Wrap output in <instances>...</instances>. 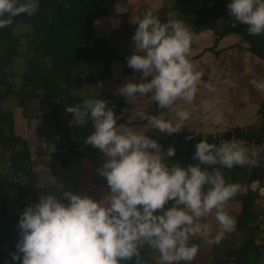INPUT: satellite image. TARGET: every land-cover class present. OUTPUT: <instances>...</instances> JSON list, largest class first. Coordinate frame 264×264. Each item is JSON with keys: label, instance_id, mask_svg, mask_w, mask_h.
Instances as JSON below:
<instances>
[{"label": "clouds", "instance_id": "clouds-1", "mask_svg": "<svg viewBox=\"0 0 264 264\" xmlns=\"http://www.w3.org/2000/svg\"><path fill=\"white\" fill-rule=\"evenodd\" d=\"M40 5L41 0H0V29L15 17L36 14ZM225 7L248 35H264V0H228ZM132 22L134 53L126 65L141 74V82L125 83L118 95L126 103L146 99L155 104L158 115L149 116L151 126L166 136L179 133L197 107L202 78L189 59L192 33L182 20L161 22L151 11ZM249 83L264 93V79ZM215 104L214 98L204 99L198 107L205 120L218 124L222 116ZM66 110L84 123L79 109ZM83 110L93 129L84 144L105 157L96 172L108 193L95 200L71 191L58 196L53 190L27 205L17 224L16 252L10 253L14 264H146L141 258L146 248L156 254L155 264H192L200 247L220 245L235 230L226 205L246 190L227 182L221 169L252 166L260 147L236 139L218 144L201 139L191 156L195 163L182 165L171 159L173 146L164 149L130 128L120 131L123 125L118 127L106 100H86ZM210 216L214 224L207 222ZM194 237L199 243L191 242Z\"/></svg>", "mask_w": 264, "mask_h": 264}, {"label": "trees", "instance_id": "trees-1", "mask_svg": "<svg viewBox=\"0 0 264 264\" xmlns=\"http://www.w3.org/2000/svg\"><path fill=\"white\" fill-rule=\"evenodd\" d=\"M227 2L228 0H222L220 3L218 0L209 3L183 0L178 1L174 9L181 13L179 20L185 23L192 35L210 31L215 36V43H218L225 36L247 33L245 25L234 23L227 15ZM120 3L121 0H47L44 4L41 3L36 14L15 17L11 26L0 29V264H14L10 253L16 252L20 214L27 205L37 203L41 195L49 193L39 186V172L33 161L32 148L37 142L20 132L22 121L20 122L19 118L26 121L24 126L47 120L56 124L59 141L55 145L48 144L49 140L42 144L47 145L45 154L62 168H67L72 159L83 157L86 150L95 149L84 144L86 137L93 131L91 120L87 116L84 117L82 126L70 131L72 136L68 138L66 146L65 136L60 128L57 104L61 102L65 107L84 104L86 100L73 95L71 91L76 76H84L86 79L92 77L97 83H101L112 77L114 65L123 63L125 56L112 45L111 37H99L95 30V23L105 16L114 15ZM196 7H199L197 11ZM159 19L161 22L168 21L163 16ZM21 25L29 26L30 29L17 35L15 28ZM124 36L129 37V33ZM251 40V43L256 45V38ZM22 49L25 52H22ZM208 51L217 55L214 49ZM251 51L263 57L260 50ZM203 53L208 52L204 50ZM20 58L24 60L25 67L17 85L13 80L16 73L12 72V68ZM12 98L17 100V111L4 110L3 104ZM104 100L113 109L118 127L138 126L122 118L126 113L127 103L118 92ZM42 103L49 106L48 113H40L36 108L31 109L32 104ZM154 106V113L145 117L143 126L150 123L149 116L158 115L156 105ZM245 126L248 125L225 131L223 136L226 141H250L260 147L261 152L256 159L260 165L221 169L227 182L238 183L246 191L229 201L231 204L241 205L239 212H228L235 218V230L230 233L231 239L224 244L225 250L221 252L219 248L223 242L214 245L215 251L220 254L209 264H248L251 255L255 254L260 258L264 249V237L260 236L257 228L251 226V223L264 213V205L259 204L257 194L250 188L251 184L258 181L264 185V130L255 137L254 134L244 133ZM154 132V139L164 149L169 146L175 148L176 155L171 159L179 160L182 165L195 163L191 156L197 142L206 139L209 143L218 144L220 136L188 134L185 131L166 136L156 129ZM178 136L193 138L185 144L180 141L173 142L172 138ZM258 236L261 237V242L257 241ZM141 258L146 264H155L147 248L141 252ZM15 264L20 262L16 261Z\"/></svg>", "mask_w": 264, "mask_h": 264}, {"label": "rangeland", "instance_id": "rangeland-1", "mask_svg": "<svg viewBox=\"0 0 264 264\" xmlns=\"http://www.w3.org/2000/svg\"><path fill=\"white\" fill-rule=\"evenodd\" d=\"M178 1L183 0H121V3L116 7L115 14L105 16L96 22L95 30L99 37H111L112 45L117 47L125 56L123 63L114 65L113 76L109 80L101 83H97L96 79L92 77L86 79L84 76H76L71 86L72 94L85 100L107 99L109 96H112V94L118 92V89L127 81H134L136 78L140 79L141 74L139 72H134L126 65V57L134 53V42L131 37L134 34L136 25L132 20L135 19L138 21L148 11H151L158 18L163 16L168 20H179L181 13L174 9ZM200 5L201 4H199V7ZM199 7H196L195 11H197ZM29 29V26L26 25L17 26L15 28V33L20 35L22 32H27ZM125 33H129V37H125ZM23 51L22 49V52ZM24 67L25 62L20 58L12 68V72L16 73L13 80L17 85L20 83V75L23 73ZM35 108L40 113H48L50 111L49 106L45 103H42V105L32 104L31 109L33 110ZM3 109L17 111V100L13 98L9 99L3 104ZM154 111V104H150L146 99L137 100L135 104L127 103V115H130L134 123L138 124V126H133L130 129L139 134H146L154 139V136L156 137V133L152 130L154 128L150 123L143 126L144 124L142 122L145 117L150 113H154ZM132 116H135V118ZM122 118H124V116ZM19 121H22L20 132L23 135H27L30 140L37 142L33 145L32 151L34 154L33 161L39 172V186L41 188L49 192L54 190L57 192L58 196H60L62 191H71L73 194L89 196L95 200H100L103 195H105L107 191L106 181L95 170L96 162H98L101 156H103V161L99 163H104L105 157L101 152L97 149L86 150L83 157L72 159L70 162V165L72 164L71 166L69 165L67 168H62L59 163H53L51 158L45 154V146L47 145L42 144V142L45 143V141L49 140L48 144L55 145V143L59 141L60 137L56 124L47 120L42 122L37 121L32 123L31 126L30 124L24 126L26 121L22 118H19ZM119 130L123 131V127H119ZM71 136L70 132L65 136V139ZM47 137L48 139H46ZM263 163L262 169L264 171ZM85 164H89V172L85 170V167L83 168L81 166ZM257 165H260L258 160L255 163V166ZM81 168L83 169V173H79ZM73 169L75 172H72ZM93 174H95L94 177H92ZM63 202L66 203L67 201ZM234 205L235 204H232L230 209H232ZM210 223L214 224V220ZM231 236L230 234H226L225 238L221 241L223 242V245L219 246L221 252L223 249L225 250L224 244L231 239ZM260 239L261 237L258 236L257 241L259 240L258 242H261ZM207 246V250H200L196 255V258L199 260L198 264H209L214 260L217 254H220L215 251L214 245ZM260 257L264 259V249L261 251Z\"/></svg>", "mask_w": 264, "mask_h": 264}, {"label": "crops", "instance_id": "crops-1", "mask_svg": "<svg viewBox=\"0 0 264 264\" xmlns=\"http://www.w3.org/2000/svg\"><path fill=\"white\" fill-rule=\"evenodd\" d=\"M213 1L216 0H201V2L207 3ZM220 2L222 0H218V3ZM196 37L199 41L196 40ZM249 37H252L251 39L253 37L256 38V45L251 43L253 40L249 39ZM215 40V36L210 31L192 35L189 58H191L194 68L202 73V78L198 84L199 91L195 100L197 107L192 111L191 119L181 129V132L175 134H181L182 131H185L188 134H201L203 136L222 135L225 131L234 130L244 125H251L255 122L256 115L264 103V93L257 92L249 83L251 80L264 79V35L231 34L220 39L218 43H215ZM250 48L260 50L263 57L255 52L253 53ZM208 49H214L217 55H214ZM204 50L208 53H203ZM112 71H114V66ZM131 82L139 83L140 79L136 78ZM210 88L213 91H209ZM212 98L216 101V111L222 116L218 124L212 123L211 119L205 120L203 112L198 107L201 100ZM123 116L128 122H134L130 115H127V112ZM132 117L135 118V116ZM152 130L154 132L155 129ZM101 161H103V156L96 162V169L102 166L103 163H99ZM81 166L85 167V170L89 172V164ZM72 172H75L74 169ZM80 172L83 173L82 168L79 170ZM94 176L95 174L92 177ZM107 193L108 187L105 195ZM259 204L263 206L264 202ZM231 205L229 202L226 205L225 210L227 212L240 211V204H235L230 209ZM212 220L213 217L210 216L207 222L210 223ZM191 242L199 243V238L194 237ZM200 250L204 251L207 248L202 246L199 252ZM150 253L152 260L155 262L156 254L152 253L151 250ZM198 263L199 260L195 257L192 264Z\"/></svg>", "mask_w": 264, "mask_h": 264}, {"label": "water", "instance_id": "water-1", "mask_svg": "<svg viewBox=\"0 0 264 264\" xmlns=\"http://www.w3.org/2000/svg\"><path fill=\"white\" fill-rule=\"evenodd\" d=\"M47 0H41V3L44 4ZM66 108H75V109H79V115L82 117L83 121H84V117L86 116L84 113V104L78 105L76 107H65L61 102H58L57 104V111L59 114V121H60V128H61V132L66 136L70 133V131L73 128H79L80 126H82V124H78L76 122V118L74 116L73 113H69L67 112ZM189 139H187V137H174L172 138V141L177 143V142H182L185 144V142H187ZM68 138L65 139V144L66 146H68ZM181 143V144H182ZM252 191H256V188L253 187ZM248 264H264V259L262 257L257 258L255 254L251 255L248 261Z\"/></svg>", "mask_w": 264, "mask_h": 264}, {"label": "built area", "instance_id": "built-area-1", "mask_svg": "<svg viewBox=\"0 0 264 264\" xmlns=\"http://www.w3.org/2000/svg\"><path fill=\"white\" fill-rule=\"evenodd\" d=\"M264 130V103L256 115V120L252 125L245 126L243 131L245 134L251 133L254 134L255 137L259 135L260 132ZM219 142L221 140H225L223 134L219 136ZM254 141V140H253ZM247 144L251 145L250 141H247ZM256 188L255 193L257 194V199L260 202H264V185L261 182H256L250 185V188ZM251 226L257 228L259 230V234L261 237H264V213L260 214L255 221L251 223Z\"/></svg>", "mask_w": 264, "mask_h": 264}, {"label": "flooded vegetation", "instance_id": "flooded-vegetation-1", "mask_svg": "<svg viewBox=\"0 0 264 264\" xmlns=\"http://www.w3.org/2000/svg\"><path fill=\"white\" fill-rule=\"evenodd\" d=\"M182 145V144H181Z\"/></svg>", "mask_w": 264, "mask_h": 264}]
</instances>
